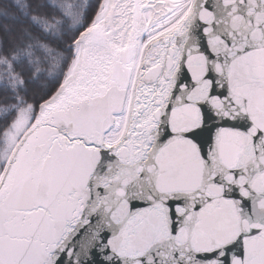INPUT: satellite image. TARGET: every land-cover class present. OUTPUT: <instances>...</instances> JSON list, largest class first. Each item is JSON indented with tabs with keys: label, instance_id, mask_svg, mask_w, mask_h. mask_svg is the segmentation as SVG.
I'll use <instances>...</instances> for the list:
<instances>
[{
	"label": "snow or ice",
	"instance_id": "obj_1",
	"mask_svg": "<svg viewBox=\"0 0 264 264\" xmlns=\"http://www.w3.org/2000/svg\"><path fill=\"white\" fill-rule=\"evenodd\" d=\"M0 264H264V0H0Z\"/></svg>",
	"mask_w": 264,
	"mask_h": 264
}]
</instances>
